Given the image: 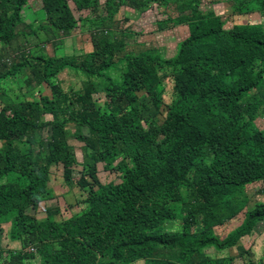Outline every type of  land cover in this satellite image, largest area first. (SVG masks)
<instances>
[{
  "label": "trees",
  "instance_id": "1",
  "mask_svg": "<svg viewBox=\"0 0 264 264\" xmlns=\"http://www.w3.org/2000/svg\"><path fill=\"white\" fill-rule=\"evenodd\" d=\"M69 1L84 0H42L48 22L62 33L74 24ZM25 2L0 0V43L15 40ZM113 49L106 43L79 57L32 58L40 79L73 67L104 78L105 84L56 94L57 87L48 82L50 98L3 103L0 219L11 217L27 249L35 246L40 264H223L204 249L238 247L264 221V201L248 206L241 199L246 185L264 186V128L253 124L263 102L248 97L256 91L264 99V31L247 26L226 30L210 12L194 10L189 34L172 58L143 53L114 59ZM22 57L27 53L13 58ZM165 80L171 82L172 97L159 119L149 109L162 107ZM109 88L108 103L100 108L92 94ZM70 126L81 130L71 135ZM44 129L50 133L45 153H21L14 146L18 137ZM72 138L82 143L79 160L68 141ZM99 164L119 181L102 182ZM52 166L61 167L65 183L78 167L74 183L86 194L87 207L62 222L38 220L27 211L38 198L50 197ZM15 173L17 178H10ZM183 190L190 198H183ZM177 203L181 231H156L157 220L175 219ZM241 211L235 228L224 237L215 234V228ZM240 256L244 264H262L241 247Z\"/></svg>",
  "mask_w": 264,
  "mask_h": 264
},
{
  "label": "rangeland",
  "instance_id": "2",
  "mask_svg": "<svg viewBox=\"0 0 264 264\" xmlns=\"http://www.w3.org/2000/svg\"><path fill=\"white\" fill-rule=\"evenodd\" d=\"M73 28L67 33H62L48 22L42 0H26L19 14V23L16 25V38L10 45L0 43V63L6 58L12 60L5 67L0 66V73L5 78L0 79V108L5 104H18L25 101L41 102L52 96L48 82L57 87V93L78 91L89 83L103 86L105 81L101 78L90 76L73 67H65L49 79H40V72H33V57H71L88 55L100 44L113 46V58L135 57L139 54H160L162 58L169 59L175 56L177 45L189 34L190 24L193 22L194 10L208 13L212 19H217L223 29L230 30L235 26H247L250 30L264 31V4H256L254 0H170L167 4H157L151 0H84L74 3L69 1ZM94 38L97 45H94ZM23 52L27 57L21 56ZM27 58V59H26ZM14 67V69H12ZM16 70V71H14ZM41 71V68L38 67ZM8 74V75H6ZM107 74L115 78L112 71ZM166 85L163 95L164 103L159 110L149 109V114L162 117L165 105L171 100V82L165 80ZM93 92L92 97L98 99L100 108L108 103L112 89ZM55 95V92L53 93ZM141 101L149 104V99L143 91L138 93ZM256 91L248 97L251 101L263 102L253 120L254 127L264 128V99L257 97ZM107 98V99H106ZM81 129L70 126L68 132L72 135ZM85 130V129H84ZM48 129L39 131L35 135L18 137L14 146L21 152L33 150L34 153H45V143L49 137ZM74 147L78 160L81 159V145L77 139H68ZM2 145L0 143V149ZM2 151L0 150V153ZM79 168L72 173V179L65 183L62 179L60 166H52L48 187L50 197L38 198V202L29 207L27 211L38 220L51 218L55 222L79 213L87 207L85 192L74 183L79 178ZM15 175V176H14ZM10 178H17L15 173ZM98 178L102 182L111 179L119 181L115 172L105 171L102 164L98 165ZM241 199L249 205L264 201V186L261 182L246 185L242 191ZM183 198H190L182 191ZM175 219L157 220L156 231L169 232L181 231L182 211L180 203L173 207ZM243 212L215 228V234L224 237L235 228L242 220ZM16 234L13 229L11 217L0 219V264H40V257L34 247L33 251L27 249L28 243ZM249 250L253 259H261L264 264V221L259 222L250 235L241 238L238 247L217 251L205 248L204 251L212 260L221 261L223 264H244L240 256V247ZM28 250V251H27ZM31 255L21 257L23 253ZM186 255V254H185ZM166 258L170 259L167 254ZM228 258H232L229 262ZM179 262V261H178ZM180 264H184L181 261ZM133 264H144L137 261Z\"/></svg>",
  "mask_w": 264,
  "mask_h": 264
},
{
  "label": "built area",
  "instance_id": "3",
  "mask_svg": "<svg viewBox=\"0 0 264 264\" xmlns=\"http://www.w3.org/2000/svg\"><path fill=\"white\" fill-rule=\"evenodd\" d=\"M15 55H16V54H14L13 57H14ZM4 62H6L7 64H9V63H10V58H6V59L4 60ZM29 251H33V248H29Z\"/></svg>",
  "mask_w": 264,
  "mask_h": 264
}]
</instances>
